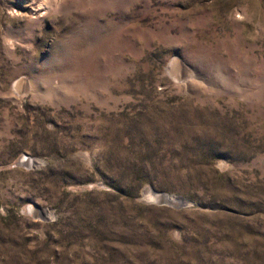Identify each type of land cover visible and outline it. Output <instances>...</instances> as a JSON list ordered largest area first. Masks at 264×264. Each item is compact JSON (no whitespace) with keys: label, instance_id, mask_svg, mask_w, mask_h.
Listing matches in <instances>:
<instances>
[{"label":"rangeland","instance_id":"rangeland-1","mask_svg":"<svg viewBox=\"0 0 264 264\" xmlns=\"http://www.w3.org/2000/svg\"><path fill=\"white\" fill-rule=\"evenodd\" d=\"M0 264H264V0H0Z\"/></svg>","mask_w":264,"mask_h":264}]
</instances>
